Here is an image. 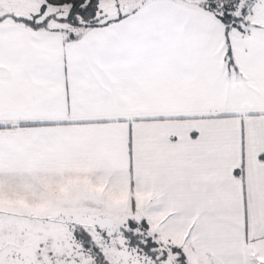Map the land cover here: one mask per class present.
<instances>
[{"label":"snow or ice","instance_id":"obj_1","mask_svg":"<svg viewBox=\"0 0 264 264\" xmlns=\"http://www.w3.org/2000/svg\"><path fill=\"white\" fill-rule=\"evenodd\" d=\"M0 264H264V0H0Z\"/></svg>","mask_w":264,"mask_h":264}]
</instances>
